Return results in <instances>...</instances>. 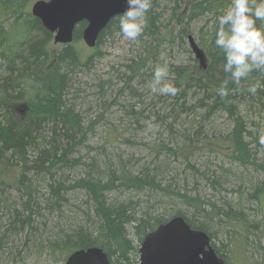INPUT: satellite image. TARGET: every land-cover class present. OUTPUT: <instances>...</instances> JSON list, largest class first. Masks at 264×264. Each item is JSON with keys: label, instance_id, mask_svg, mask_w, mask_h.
I'll list each match as a JSON object with an SVG mask.
<instances>
[{"label": "trees", "instance_id": "1", "mask_svg": "<svg viewBox=\"0 0 264 264\" xmlns=\"http://www.w3.org/2000/svg\"><path fill=\"white\" fill-rule=\"evenodd\" d=\"M32 2L0 0V207L6 221L0 246L11 248L6 244L21 235L30 247L62 261L75 249L98 246L110 264H138L144 235L180 215L207 232L226 263L223 252L236 247L244 254L250 239L253 250L264 251L263 224L244 212L249 200L258 203L257 210L264 207V181L244 173L264 171L255 162L262 139L246 120L254 108L264 112V74L252 72L239 87L230 82L226 96L218 94L227 74L215 32L231 0H152L148 25L132 42L131 54L112 66L113 73L96 79L88 94L95 104L107 100L104 110L115 106L124 121L122 128L102 122L106 135L145 152L110 154L102 146L103 160L79 154L81 147L92 148L88 133L102 119L100 113L88 121L80 110L87 84L81 73L99 55L102 41L120 31V15L100 31L95 50L83 52L75 44L84 22L75 27L72 42L55 44L31 15ZM191 33L198 36L201 61L187 46ZM164 60L166 79L178 88L174 97L150 91L153 70ZM254 83L260 87L253 95L248 87ZM145 120L161 126L162 138L153 143L132 138L131 126ZM212 162L217 171L208 166ZM225 185L236 200L220 196L229 191ZM216 231L224 237L218 245ZM262 256L247 257L250 264H264Z\"/></svg>", "mask_w": 264, "mask_h": 264}, {"label": "rangeland", "instance_id": "2", "mask_svg": "<svg viewBox=\"0 0 264 264\" xmlns=\"http://www.w3.org/2000/svg\"><path fill=\"white\" fill-rule=\"evenodd\" d=\"M189 35L192 36L194 41H198L197 39L198 36L195 33H191ZM132 42L133 41L126 40L120 31L114 32L113 34H111V36L107 37L102 41V43L98 46L100 51L99 55H97L93 63L85 67L83 72L81 73L83 74L82 80L87 82L86 85L82 84V91L80 92V96L86 98L80 109L83 116L85 117L86 120L92 121L97 117L98 114L102 113V115L100 116V118L102 119H99V121L93 125V129L91 132L88 133L86 139L87 140L86 142L90 146H92V148H90L89 151H87L84 147H81L79 150V154L81 155V157L83 156L84 160H87L88 156L91 155H94L98 157L100 160H103L105 156V152L102 146H104L105 151H107L110 154L119 152L120 150L124 151L122 152L123 154L135 153L136 155H140V154H144L145 152L140 147H129L127 144H124V141L122 139L121 140L114 139V135L107 136L106 132L104 131V127H103L104 125H101L102 122L108 121L112 123L114 126H118L122 128L124 125L122 123H124V121L120 122L118 120L120 113L116 111L115 106L109 105V107H107L104 110V107L107 106L108 104L107 100L103 102L104 104L100 102L95 104L93 103V97L88 95L89 93H92V91L94 90L93 86L96 79L98 80L99 78H105L110 73H113L112 66L118 68L119 63L122 62L125 59V57L131 54L133 49ZM186 43L187 46L190 47V43L188 39H186ZM75 45L77 46V48L83 50V52H91L95 50V48H88L82 40H79ZM173 53L175 54V51ZM182 56L184 57L185 60V57L188 55L187 53L182 51L181 57ZM246 116H247L246 120L248 121L247 125L249 126L248 130H251L252 133L257 138H259V140L260 138L262 139L260 143L256 145L257 159L255 162L262 163V165H264V112H262L260 109L257 110L256 108H254L253 110L248 111V114H246ZM131 127H132L131 132L132 134H134L133 135L134 137L132 138H135L137 140L139 139L140 141L142 140V143L144 142L153 143L156 142L157 139L162 138L160 133L163 132L162 131L163 129L159 124L158 125L152 124L150 120L148 121L145 120L144 122H142L141 127L140 126L135 127V125H132ZM227 129L228 127L222 126V128H220V131L222 132L223 130L227 131ZM107 157L112 159L113 162H115L117 158L116 156H107ZM202 157H206V156H202ZM209 157L212 158V156ZM220 157L221 156L219 157L217 156L219 160H222ZM199 158L200 157L195 156V160L198 161ZM212 161L215 162V160ZM213 162L211 163L212 165L208 163V166L209 167L213 166L216 169L214 171H217V168L215 167V164ZM224 164H225L224 166L228 165V163L226 162H224ZM176 165L177 163L175 162L173 166L176 168L177 167ZM246 166H248V168L250 167V165H245L244 167ZM244 167H241L239 169L242 170V168ZM187 172H185V174ZM244 173L253 174L254 181H261V182L264 181L263 170L257 169L256 171H252L250 169L248 172H244ZM182 177H183V173H181L178 178H182ZM225 188L228 189L229 191L231 189L229 185L227 186L225 185ZM204 192H206L207 197L210 198L209 194L211 192L207 189ZM225 192L226 193L221 192L220 196L226 195L227 199L232 198V200L234 199L236 200L235 197L236 193L231 194L232 191H230V193H228L227 191ZM213 199L217 200L214 197ZM257 208H258V203L254 199L249 200L248 202H244V212L247 218L251 220L259 221L260 224H263V228H264V207L259 210H257ZM3 210L4 209L0 207V231L3 230L4 228L3 224L6 223ZM221 233L222 232L220 231H216L215 243L217 245L219 244L221 239H224ZM263 236H264V231H263ZM263 236H262L263 239H261L260 241L261 245L264 244ZM6 245L11 246V248L0 246V264H64V260L62 261L60 257L56 259L51 258L50 256H48V254L40 253L38 249H36V247L33 246L30 247L28 243H24L23 236L21 235L18 240L12 243H8ZM252 246H253V241H251L250 239L249 247H248L249 251H246L244 254L241 248H236V247H233L231 252L224 251L223 254L227 260V263L250 264V258L252 260H260L261 258H263L262 253H264V251H262L260 247L256 248V250H253L254 247ZM247 256H249L250 258H248Z\"/></svg>", "mask_w": 264, "mask_h": 264}, {"label": "water", "instance_id": "3", "mask_svg": "<svg viewBox=\"0 0 264 264\" xmlns=\"http://www.w3.org/2000/svg\"><path fill=\"white\" fill-rule=\"evenodd\" d=\"M126 7V0H35L30 12L52 33L54 43H70L75 27L85 22L81 38L88 47H94L104 26ZM190 44L201 61V50L192 39ZM64 264H110V261L102 248L89 246L73 250ZM138 264L225 263L206 231L192 228L184 217L175 215L145 234L138 247Z\"/></svg>", "mask_w": 264, "mask_h": 264}, {"label": "clouds", "instance_id": "4", "mask_svg": "<svg viewBox=\"0 0 264 264\" xmlns=\"http://www.w3.org/2000/svg\"><path fill=\"white\" fill-rule=\"evenodd\" d=\"M127 7L120 15L119 29L128 41H136L148 25L152 0H126ZM215 47L224 54L223 72L218 94H228V84L238 87L252 72L264 74V0H231L223 15L217 18ZM163 59V57L161 58ZM169 64L166 60L153 70L150 91L153 94L175 96L178 88L167 81ZM259 83L250 84L248 91L256 94Z\"/></svg>", "mask_w": 264, "mask_h": 264}, {"label": "bare ground", "instance_id": "5", "mask_svg": "<svg viewBox=\"0 0 264 264\" xmlns=\"http://www.w3.org/2000/svg\"><path fill=\"white\" fill-rule=\"evenodd\" d=\"M105 27V26H104Z\"/></svg>", "mask_w": 264, "mask_h": 264}]
</instances>
